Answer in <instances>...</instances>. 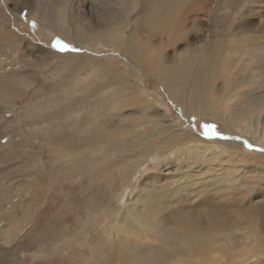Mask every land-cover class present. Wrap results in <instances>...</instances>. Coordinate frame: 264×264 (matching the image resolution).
<instances>
[{
    "label": "rangeland",
    "instance_id": "1",
    "mask_svg": "<svg viewBox=\"0 0 264 264\" xmlns=\"http://www.w3.org/2000/svg\"><path fill=\"white\" fill-rule=\"evenodd\" d=\"M64 1L66 37L57 16ZM146 2L0 0V264H264V199L256 196L264 191V105L230 111L264 96V0H176L171 15L186 28L173 47L160 46L165 60L236 38L221 47L218 75L201 55L177 77L182 104L123 50L76 38L78 26L112 10L126 24L125 45ZM57 40L69 48L53 47ZM105 60L111 70L98 63ZM197 73L208 83L213 75L202 99L218 107L197 104ZM132 204L147 218L136 237L123 218ZM7 218L19 223L10 239L1 229Z\"/></svg>",
    "mask_w": 264,
    "mask_h": 264
},
{
    "label": "bare ground",
    "instance_id": "2",
    "mask_svg": "<svg viewBox=\"0 0 264 264\" xmlns=\"http://www.w3.org/2000/svg\"><path fill=\"white\" fill-rule=\"evenodd\" d=\"M146 5L148 7V11L146 14L140 16L137 19V22L134 24V28L133 30L130 32L128 38L126 39V43L125 45L121 44L122 41V36H123V31L126 28V24H123L121 22V20L119 18H117L118 14L113 13L112 10L110 11H104V12H97V16H96V23L95 25L90 24L88 26L87 29H84L82 32L79 31V29L81 28V26H78V30L76 31L77 28V24H76V28L75 31L76 33V38H82V44L84 45H91V44H95L97 46H103V47H108V48H112V49H117L118 50H123V54L127 55V58L130 59L131 63H133L134 65L140 66L143 70V72H148L151 74L152 77H154L158 82H160L164 89L167 91V93L171 96V98H173L176 102H180L178 101L179 99V92H177V88L180 86L181 82L179 80V82L177 81V77L180 76L182 77V79H185L186 75H187V71L189 69H194L193 66L196 63L197 59L199 58V56L203 55V53L205 52L206 49V45L205 43H202L200 41V44L202 43V45L198 46V50L196 49H190L189 47L182 49V51L180 53H177V55L174 53V55L168 59L165 60V55L161 54L162 50H161V45L164 44L165 46L170 45L171 47L174 46L175 41V37H178V35H181V31L182 28L185 27V25H183V21L185 23L186 19L185 18H180L179 17L175 18L174 16H172V12L174 11L173 9L175 8V6H177L176 0H145ZM204 1V0H203ZM206 1V0H205ZM137 2V1H136ZM142 2V1H141ZM144 2V1H143ZM181 3V2H180ZM68 4L67 1H64L62 5H57V13L60 18L59 24L62 23L61 27H58V29L60 28V30L58 31L60 34H62L64 37L68 36L67 33V26L65 27L64 24L66 25L65 21H64V8L65 6ZM45 5V4H44ZM142 5V4H141ZM56 6V5H55ZM41 7V6H40ZM121 7H122V3H121ZM197 5H191L190 8L193 10H197ZM185 9V8H183ZM105 10V9H104ZM108 10V9H106ZM177 10V8H176ZM192 10V11H193ZM39 11V10H38ZM184 11V10H183ZM178 12V11H176ZM35 13V12H34ZM188 13V12H187ZM122 14V13H120ZM119 14V15H120ZM174 14V13H173ZM185 14V13H183ZM182 14V16H183ZM176 15V14H175ZM166 17V19H165ZM186 17V15L184 16ZM33 18V17H32ZM123 18V17H122ZM195 18V17H194ZM126 19V18H125ZM177 19V21H175ZM59 20V19H58ZM192 21V19H190ZM128 22V21H127ZM126 22V23H127ZM193 22V21H192ZM190 23V22H189ZM57 24V21H56ZM186 24V23H185ZM55 25V24H54ZM58 25V24H57ZM191 25V24H190ZM53 26V25H52ZM231 26V25H230ZM55 27V26H54ZM186 28V27H185ZM55 29V28H53ZM184 29V28H183ZM188 29V28H187ZM130 30V29H129ZM191 30V29H190ZM231 30V29H230ZM71 31V30H70ZM128 31V30H127ZM184 31V30H183ZM54 32V31H53ZM140 32H147L149 34L150 40L144 42L143 41V37L141 35ZM210 32V31H209ZM7 33V32H5ZM129 33V32H128ZM233 34V33H231ZM184 35V33L182 34ZM181 35V36H182ZM9 36V35H8ZM229 36V35H228ZM227 36V37H228ZM225 37V36H224ZM259 38V37H258ZM257 38V39H258ZM125 39V37H124ZM174 39V40H173ZM210 39V38H209ZM222 43V45L220 47H213L215 44L216 40H219ZM226 38L223 37H215L214 41H212L211 47L209 48L210 51L203 55V59L204 61H210L209 64H207V68L210 69V73H212L213 75H218L219 72L221 71V67L223 65H225V62L223 60V50L221 49V47L223 48L225 45L227 44H235L236 43V38L233 35H230L229 38H227V40H224ZM71 40V39H70ZM223 42H222V41ZM15 41V40H13ZM125 41V40H124ZM248 41L244 38V40H242L239 44H246ZM252 41V40H251ZM260 41V40H259ZM16 42V41H15ZM258 42V41H257ZM261 42V41H260ZM207 43V42H206ZM251 43V42H250ZM262 43V42H261ZM15 44V43H14ZM79 44V43H78ZM238 44V45H239ZM249 44V43H248ZM76 45V44H75ZM251 45V44H250ZM161 46V47H160ZM217 46V45H216ZM234 46V45H233ZM197 47V46H196ZM209 47V45H208ZM215 48H217V50H214ZM244 48V47H243ZM242 48V49H243ZM248 51V48H247ZM257 50H255L256 53ZM250 52V51H249ZM227 53V52H226ZM68 54V53H67ZM179 54V55H178ZM257 54V53H256ZM108 60V59H106ZM97 61L98 63H101L103 65H107V69L111 70L113 67V64H111L110 61ZM129 61V62H130ZM203 61V62H204ZM206 64V62H205ZM204 65V63H203ZM259 66V64H258ZM206 67V66H205ZM263 67V66H262ZM224 68V67H223ZM197 69V68H196ZM107 70V71H108ZM141 70V71H142ZM199 70V68H198ZM203 70V69H202ZM207 70V69H206ZM198 73H200L199 71H197ZM197 73V76L199 75ZM205 73V72H204ZM175 74V76H174ZM209 74V83L207 82V77L203 74V78L201 81H199V77L200 75L197 77L196 75L194 76V83L197 84V86L200 87V91L198 93V97L196 98V102L197 104H201L202 107L201 108H205L206 107H210V106H214L217 105L215 102H210L208 104V106L205 107V105L203 103V98L207 97L208 92L213 88L214 84H213V79ZM202 76V75H201ZM245 82V81H244ZM200 83V84H199ZM230 84V83H229ZM227 85V84H226ZM211 88H210V87ZM226 87V86H225ZM215 88V87H214ZM224 89V88H223ZM229 90V89H228ZM227 90V91H228ZM231 91V90H230ZM209 96V95H208ZM248 99V98H247ZM252 98H250L251 100ZM193 100V99H192ZM206 101V99H204ZM249 100V101H250ZM256 100V105L257 106H251L250 102L246 103V105L244 107H235L232 110H230L233 114L236 115H246L249 112H254L259 110V107L261 105H264V96H258L255 98ZM211 101V100H210ZM217 101V100H216ZM190 101H188L189 103ZM182 104V102H180ZM227 103V102H226ZM252 103V102H251ZM255 103V102H254ZM199 104V106H200ZM155 105H157V102L155 103ZM179 105V104H178ZM227 105V104H226ZM222 106V105H221ZM220 108H225V107H221ZM235 106V105H234ZM218 107V105L216 106ZM197 109V107H196ZM200 109V108H199ZM166 111V110H165ZM201 111V110H200ZM210 113V110L208 111ZM220 112V111H219ZM193 113V112H192ZM208 113V115H210ZM214 113L213 111L211 112V114ZM230 113V112H229ZM215 114V113H214ZM222 114V113H221ZM225 114V113H224ZM164 115V114H163ZM230 116V115H228ZM167 117V115L165 116ZM212 117V116H211ZM237 117V116H236ZM209 119V118H208ZM225 120V119H224ZM223 120V123H224ZM210 121V120H209ZM212 121V120H211ZM239 121V120H238ZM230 122V121H229ZM168 124V123H167ZM160 125V124H159ZM159 125L155 124V126L158 128L160 127ZM231 125V124H230ZM153 127V128H156ZM167 127L166 125H164V128ZM229 128V130H231L232 128H230L231 126H227ZM169 128H171V126L169 125ZM168 128V129H169ZM167 131V130H165ZM214 131H217L214 129ZM239 131V130H238ZM161 132V131H160ZM159 132V134H161ZM126 133H129L128 131ZM134 133V132H133ZM111 134V133H110ZM109 134V135H110ZM108 135V137H110ZM218 135V134H216ZM220 136V135H219ZM147 137V136H146ZM228 137V136H227ZM230 138H234V137H228ZM112 139V137H111ZM164 140V139H163ZM232 140V139H231ZM234 140V139H233ZM165 141V140H164ZM167 142V140H166ZM239 142H242L239 140ZM237 142V143H239ZM214 144V143H213ZM251 150H254L253 148H251ZM255 170V169H254ZM257 171V170H256ZM255 171V172H256ZM252 172V171H251ZM259 172V171H258ZM264 173V172H263ZM210 177V176H209ZM212 178V177H211ZM163 179V178H162ZM214 179V178H213ZM232 179V178H231ZM157 180L160 181L159 177H154V183L158 182ZM208 180V179H207ZM227 180V179H226ZM233 181V180H232ZM224 182V181H223ZM147 183V182H146ZM151 183V182H150ZM178 183V182H177ZM184 183V182H182ZM152 184V183H151ZM180 184V183H178ZM155 185V184H154ZM161 185V184H160ZM221 185V184H220ZM224 185V183L222 184V186ZM227 185V183H226ZM228 186V185H227ZM230 186V185H229ZM148 187H144V191L147 190V194L150 195L151 192H148ZM176 187V186H175ZM185 187V186H184ZM225 187V186H224ZM143 188V187H142ZM156 188V187H155ZM158 188V187H157ZM151 189V187H150ZM160 189V187H159ZM141 190V189H140ZM143 190V189H142ZM186 190V189H185ZM187 191V190H186ZM178 192V191H177ZM142 193V192H141ZM153 193V192H152ZM140 194V193H139ZM163 194V193H162ZM146 195V194H145ZM147 196V195H146ZM183 196V195H182ZM259 199H264V191H259L258 194L256 195ZM145 197V196H144ZM155 197V196H154ZM176 197V196H174ZM178 197V196H177ZM185 197V196H184ZM179 198V197H178ZM144 198H142L143 200ZM147 199V198H146ZM153 199V198H152ZM151 199V200H152ZM138 200V199H137ZM142 200L140 203H142ZM184 200V199H183ZM138 202V203H139ZM151 202V201H149ZM145 204V203H144ZM145 206V205H143ZM129 207V205H128ZM126 209H128V213L126 214L127 216H122L124 218L125 224H127V226L129 228H131L134 231V235L135 237L139 234H143V227L147 226L146 222H147V218H141L139 216V213L137 210V204H132L131 207L127 208V206L125 207ZM157 208V207H156ZM125 209V210H126ZM142 209V208H141ZM145 209V208H144ZM163 210V209H162ZM161 210V211H162ZM124 212H122L123 214ZM159 213V212H158ZM161 213V212H160ZM121 214V215H122ZM125 215V214H124ZM155 215V214H154ZM1 216V215H0ZM4 216V215H3ZM159 217V216H158ZM3 219V218H2ZM194 221V220H193ZM6 226H3L1 229L3 230L2 232L5 234V238L10 239L11 234L14 232L13 230H15V228H17L19 226V223L14 221V220H9L8 218L6 219ZM195 222V221H194ZM9 226V227H8ZM181 226V225H180ZM186 226V225H185ZM193 226V225H192ZM119 230V232L124 233V235L126 234V230L128 229L127 227L124 229V227L117 226ZM178 228V227H177ZM196 229V228H195ZM235 229V228H233ZM124 230V232H123ZM193 233L195 230H192ZM191 231V232H192ZM238 231V230H237ZM214 232V231H213ZM118 234V233H117ZM236 234V233H235ZM120 235V234H119ZM129 235V234H128ZM195 235V234H194ZM244 235V234H243ZM143 236V235H142ZM121 237V236H120ZM193 237V236H191ZM15 238V236H14ZM127 238V237H126ZM125 238V239H126ZM237 241L240 240V236L238 235L235 238ZM249 239V238H248ZM5 240V239H4ZM127 241V240H126ZM234 241V239L232 240ZM121 242V239H120ZM136 242V241H135ZM239 242V241H238ZM225 243V242H224ZM135 244L132 245V247ZM120 246V245H119ZM191 246V245H190ZM211 246V245H210ZM141 247V245H140ZM215 247V246H214ZM249 247V246H248ZM128 249L131 250L129 248L128 245H125L123 243V249ZM220 248V247H218ZM217 248V250H218ZM222 248V247H221ZM134 249V247H133ZM225 249V248H224ZM186 250V249H185ZM193 250V249H192ZM248 250V248H247ZM142 251V250H141ZM215 252V251H214ZM241 253H236L233 252L232 255L234 258H241L244 254H246V249H243L242 251H240ZM137 253V252H136ZM135 253V254H136ZM203 253V251L201 252ZM208 253V252H206ZM213 254V253H212ZM212 254H207L206 257H208V259L210 258H214ZM121 255V254H120ZM238 255V257H236ZM134 256V255H133ZM202 256V254L200 255ZM185 262V261H184ZM188 262V259H187ZM203 263V262H201ZM183 264V263H182ZM185 264H192V261H189V263H185Z\"/></svg>",
    "mask_w": 264,
    "mask_h": 264
},
{
    "label": "snow or ice",
    "instance_id": "3",
    "mask_svg": "<svg viewBox=\"0 0 264 264\" xmlns=\"http://www.w3.org/2000/svg\"><path fill=\"white\" fill-rule=\"evenodd\" d=\"M53 47H58L61 51L66 50L69 48L68 45L62 43L61 41L57 40L54 42ZM204 128L206 129V132H211L213 135H215V126L214 125H204ZM248 147H251V145H248Z\"/></svg>",
    "mask_w": 264,
    "mask_h": 264
},
{
    "label": "water",
    "instance_id": "4",
    "mask_svg": "<svg viewBox=\"0 0 264 264\" xmlns=\"http://www.w3.org/2000/svg\"><path fill=\"white\" fill-rule=\"evenodd\" d=\"M211 135H213V134H211ZM213 136H216V135H213ZM221 137H223V138H224V136H223V135H221ZM221 137H220V138H221ZM242 142H243V143H246V142H244V141H242Z\"/></svg>",
    "mask_w": 264,
    "mask_h": 264
}]
</instances>
